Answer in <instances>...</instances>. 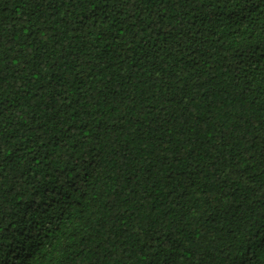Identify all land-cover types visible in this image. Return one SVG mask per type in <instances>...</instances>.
<instances>
[{"label":"trees","instance_id":"1","mask_svg":"<svg viewBox=\"0 0 264 264\" xmlns=\"http://www.w3.org/2000/svg\"><path fill=\"white\" fill-rule=\"evenodd\" d=\"M0 264H264V0H0Z\"/></svg>","mask_w":264,"mask_h":264}]
</instances>
